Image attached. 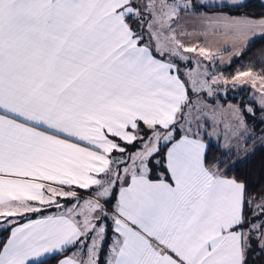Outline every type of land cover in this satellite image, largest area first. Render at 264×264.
<instances>
[{
	"label": "snow or ice",
	"instance_id": "6c2138e0",
	"mask_svg": "<svg viewBox=\"0 0 264 264\" xmlns=\"http://www.w3.org/2000/svg\"><path fill=\"white\" fill-rule=\"evenodd\" d=\"M258 41L264 0H0V264H264V59L215 71Z\"/></svg>",
	"mask_w": 264,
	"mask_h": 264
},
{
	"label": "trees",
	"instance_id": "16d2710c",
	"mask_svg": "<svg viewBox=\"0 0 264 264\" xmlns=\"http://www.w3.org/2000/svg\"><path fill=\"white\" fill-rule=\"evenodd\" d=\"M254 2H258V0H254ZM264 59V43L257 42L254 45L249 46L248 50L241 55L239 58L233 59L230 66L223 65L216 67L215 71L219 74L223 72L225 76L231 77V75L237 70H243L246 68L249 63H255L257 67H260V61ZM250 94V90L247 88L239 89L238 91L232 90L231 92L228 90L227 95L224 97H220L219 102L221 104H241L243 102H247L249 100L248 95ZM264 156V153L258 152L254 161H250L251 165H254L257 170L259 166L260 157ZM248 165L241 166V173L244 172V169L247 168ZM258 178V177H257ZM48 264H56V261L52 259V257L47 258Z\"/></svg>",
	"mask_w": 264,
	"mask_h": 264
},
{
	"label": "rangeland",
	"instance_id": "374dc122",
	"mask_svg": "<svg viewBox=\"0 0 264 264\" xmlns=\"http://www.w3.org/2000/svg\"><path fill=\"white\" fill-rule=\"evenodd\" d=\"M227 63H225V65H226ZM218 66H223V65H218ZM228 90L231 92L232 91V89L229 87V88H227V89H223L222 91H226L227 93H228ZM239 90V88H237L235 91H238ZM225 96V95H224ZM224 96H222V97H224ZM248 98H250V94L248 95ZM6 227V226H5Z\"/></svg>",
	"mask_w": 264,
	"mask_h": 264
},
{
	"label": "crops",
	"instance_id": "0c3cea01",
	"mask_svg": "<svg viewBox=\"0 0 264 264\" xmlns=\"http://www.w3.org/2000/svg\"><path fill=\"white\" fill-rule=\"evenodd\" d=\"M47 258H49V257H46L45 259H47Z\"/></svg>",
	"mask_w": 264,
	"mask_h": 264
}]
</instances>
